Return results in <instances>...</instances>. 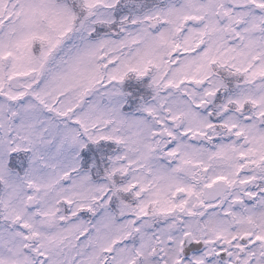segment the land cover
<instances>
[{
  "label": "snow or ice",
  "instance_id": "obj_1",
  "mask_svg": "<svg viewBox=\"0 0 264 264\" xmlns=\"http://www.w3.org/2000/svg\"><path fill=\"white\" fill-rule=\"evenodd\" d=\"M0 264H264V0H0Z\"/></svg>",
  "mask_w": 264,
  "mask_h": 264
}]
</instances>
